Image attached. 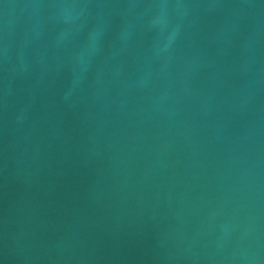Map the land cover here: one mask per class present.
<instances>
[{"label":"water","instance_id":"water-1","mask_svg":"<svg viewBox=\"0 0 264 264\" xmlns=\"http://www.w3.org/2000/svg\"><path fill=\"white\" fill-rule=\"evenodd\" d=\"M0 264H264V0H0Z\"/></svg>","mask_w":264,"mask_h":264}]
</instances>
